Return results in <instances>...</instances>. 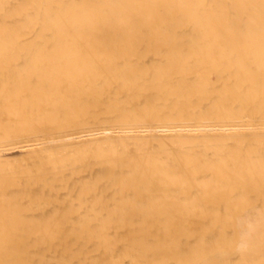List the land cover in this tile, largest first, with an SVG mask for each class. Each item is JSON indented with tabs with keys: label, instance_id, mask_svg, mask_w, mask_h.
I'll return each mask as SVG.
<instances>
[{
	"label": "bare ground",
	"instance_id": "1",
	"mask_svg": "<svg viewBox=\"0 0 264 264\" xmlns=\"http://www.w3.org/2000/svg\"><path fill=\"white\" fill-rule=\"evenodd\" d=\"M0 264H264V0H0Z\"/></svg>",
	"mask_w": 264,
	"mask_h": 264
}]
</instances>
